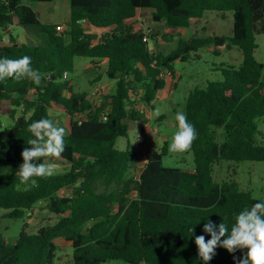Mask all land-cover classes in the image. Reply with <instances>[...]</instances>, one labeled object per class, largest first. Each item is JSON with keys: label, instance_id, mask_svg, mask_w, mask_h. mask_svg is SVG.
Returning <instances> with one entry per match:
<instances>
[{"label": "trees", "instance_id": "obj_1", "mask_svg": "<svg viewBox=\"0 0 264 264\" xmlns=\"http://www.w3.org/2000/svg\"><path fill=\"white\" fill-rule=\"evenodd\" d=\"M68 1L69 19L59 29L40 23L22 0H0V30L16 24L26 40L10 31L7 41L0 35V57L27 55L41 75L39 85L27 78L0 82V115L13 120L7 136L0 134V208L4 217L29 218L44 202L47 211L61 215L35 232L22 229L14 242L0 235V264H56L57 239L72 247L71 260L63 264H204L195 238L204 234L206 219L231 227L241 210L261 201L236 180L217 182L212 173L221 160L264 161V144L258 142L264 64L254 56L256 34L264 33V0ZM144 8L152 10L153 22L173 29H187L206 11L221 16L232 11V34L179 38L169 52H155L143 40L146 32L127 23ZM83 21L100 32L87 30ZM210 45L216 54L218 47H237L241 63L221 68L220 79L195 86L185 98L184 113L198 132L190 148L193 166L164 167V145L145 153L137 173L135 151L117 149L116 139L126 136L128 121L141 117L138 105L150 106L166 76L174 78L173 62L188 61L192 52ZM76 57L107 60L110 86L96 103L65 77ZM48 108L69 117L65 151L59 159L47 158L56 165L53 176L21 185L17 170L32 138L28 125L50 119ZM246 251L217 248L208 264H234L233 256Z\"/></svg>", "mask_w": 264, "mask_h": 264}, {"label": "rangeland", "instance_id": "obj_2", "mask_svg": "<svg viewBox=\"0 0 264 264\" xmlns=\"http://www.w3.org/2000/svg\"><path fill=\"white\" fill-rule=\"evenodd\" d=\"M35 13H37L40 23H54L64 25L69 19L70 7L68 0H51L38 2L32 0H22ZM149 19L147 23L145 21ZM137 29H143L149 35L148 46L152 51L167 53L175 48L179 38L190 39L192 37H204L207 35L230 36L232 34L233 16L232 11L224 12L221 16L217 11H206L204 16L191 22L187 29H173L167 27L163 22H153L150 12L146 11L135 18ZM12 35L23 34L22 28L14 24L10 30ZM9 31L0 30L1 37L7 41ZM152 35V36H150ZM257 44L254 50L255 59L264 64V33L256 34ZM218 53H214V46H206L191 53L188 61L173 62L174 78L167 75V84L162 91L156 93L150 106L145 107L141 117L133 122L128 121L126 136L118 137L115 146L119 150L129 149L137 152L140 144L138 139L144 135V149L161 150L165 145V154L162 156L164 167H178L189 169L193 166V155L191 150L172 153L169 151L171 137L177 130L175 114L178 111L184 112L185 98L190 90L195 86H203L208 80H218L221 78L220 69L228 66L238 67L241 63V52L237 47L231 49L217 48ZM77 63L79 65L77 66ZM89 63V58L74 59L75 69L65 77L76 91H92L91 79L84 72L82 65ZM106 80L105 75L101 77ZM264 81V69L261 74ZM94 83V82H93ZM96 83V82H95ZM105 90V87L102 89ZM102 91V92H103ZM56 109V108H54ZM157 110L159 115H157ZM20 108L17 115L20 113ZM48 115L58 126L66 129L69 117L57 110L48 108ZM144 120V123L140 120ZM13 120L5 115H0V134L3 138L7 136L8 130ZM147 126V127H146ZM258 128L261 130V137L258 142L264 144V122L258 121ZM219 138V137H218ZM220 140V139H218ZM136 162V159H135ZM141 161H138V165ZM137 166V162L135 164ZM212 176L215 181L236 180L243 190L250 191L252 196L264 201V161H241L232 162L221 160L213 164ZM69 190V189H68ZM67 190V192H68ZM5 210L0 208V235L8 242H14L20 231L25 229L28 232H35L40 227L53 224L61 215H56L47 211L44 202H41L34 209V213L29 218H9L4 217ZM57 252L55 263L63 264L71 260L72 247L70 242L64 239L55 240ZM105 264H129L120 260H110ZM142 264V263H140Z\"/></svg>", "mask_w": 264, "mask_h": 264}, {"label": "clouds", "instance_id": "obj_3", "mask_svg": "<svg viewBox=\"0 0 264 264\" xmlns=\"http://www.w3.org/2000/svg\"><path fill=\"white\" fill-rule=\"evenodd\" d=\"M8 78L17 81L27 78L36 85L41 83V75L32 67L31 57L27 55L18 59L0 57V82ZM156 114L159 115L158 110ZM175 120L177 130L171 137L169 151H188L198 138V132L184 112H176ZM28 132L32 138L28 139V146L21 153L23 162L17 173L21 185L34 186L37 183L35 178H47L55 174L56 165L47 158L59 159L64 153L66 129L51 119L42 118L30 123ZM189 231L194 234V227ZM202 231L204 234L196 236L195 244L204 264L213 260L217 248L226 249L230 254L246 249L242 257L233 256L234 264H264V201L241 210L231 227L223 222L216 224L206 219ZM205 236H210V239L206 241Z\"/></svg>", "mask_w": 264, "mask_h": 264}, {"label": "crops", "instance_id": "obj_4", "mask_svg": "<svg viewBox=\"0 0 264 264\" xmlns=\"http://www.w3.org/2000/svg\"><path fill=\"white\" fill-rule=\"evenodd\" d=\"M146 11H148V12H150V15H151V9H137V11H136V13H135V15L131 18V19H129L128 20V22L127 23H129L132 27H133V29L134 30H140V29H137V28H135V26H136V22H135V18L136 17H139V15L141 14V13H143V12H146ZM152 20V19H151ZM198 20V19H197ZM148 21H150L149 19H147L146 21H145V23H147ZM192 21H194V20H192ZM191 21V22H192ZM195 21H196V19H195ZM157 23H159V22H157ZM84 25H85V28L87 29V30H89V31H96V32H100V30H98V29H95V28H93V27H91V26H88L87 24H85V23H83ZM191 24V23H190ZM6 31H8V30H6ZM19 36V35H18ZM82 59V58H81ZM106 59H103V60H99V61H92V60H90L89 59V63H86V64H84V65H82V67H83V69L85 70L84 72H86L88 75H89V77H93V76H95L96 74V76L93 78V79H95L96 77H100L98 80H96V81H94L93 79H91V84L93 85L92 87V91H86V93H87V99L90 101V102H92V103H96L97 101H99V99H100V94L101 93H105V90L103 91L102 89L105 87V89H108L109 87H108V85L110 86V82H109V80L106 78V80H104V81H102V79H101V77H102V75L105 73V69H106ZM79 65V63H77V66ZM75 66H76V64L74 65V69H75ZM105 75V74H104ZM106 77V76H105ZM167 78H166V84H167ZM94 82V83H93ZM96 82V83H95ZM70 84H71V82H70ZM73 83L71 84V86L73 87ZM165 88V87H164ZM163 88V89H164ZM163 89H161V90H159V91H162ZM73 90H74V88H73ZM76 91V90H75ZM79 91V90H78ZM103 91V92H102ZM158 91V92H159ZM85 92V91H84ZM157 92V93H158ZM139 106V108L141 107L140 105H138ZM145 107H147V106H144V109H142V110H140L142 113L145 111ZM52 110H57V109H54V108H52ZM60 111V110H59ZM81 116L83 115L82 113L80 114ZM136 121V120H135ZM129 122H133V120H130ZM141 122H143L144 123V120H140V123ZM68 123H69V120H68ZM145 124L146 123H144L143 125L145 126ZM147 127V126H146ZM67 130H68V124H67ZM145 142V140H144V135H141L140 136V138L138 139V143L140 144V146H139V150L137 151V152H135L136 153V162H137V173H139L141 170H142V167H143V164H144V161H145V153L146 152H148V151H146L145 149H144V143ZM138 161H141L140 162V164L138 165ZM136 162H135V164H136Z\"/></svg>", "mask_w": 264, "mask_h": 264}, {"label": "built area", "instance_id": "obj_5", "mask_svg": "<svg viewBox=\"0 0 264 264\" xmlns=\"http://www.w3.org/2000/svg\"><path fill=\"white\" fill-rule=\"evenodd\" d=\"M83 23H84V21H83ZM62 28H63V26L61 25V26L59 27V29H62ZM146 31H147V30H146ZM146 31H145V32H146ZM148 37H149V35H148V33L146 32L145 35H144V37H143V40H144V41L148 40ZM160 75L162 76V74H160ZM140 109H141V110L144 109V106L141 105ZM76 119H77L78 121H81L82 116H81V115H80V116H77ZM103 119H104V117H103Z\"/></svg>", "mask_w": 264, "mask_h": 264}, {"label": "water", "instance_id": "obj_6", "mask_svg": "<svg viewBox=\"0 0 264 264\" xmlns=\"http://www.w3.org/2000/svg\"><path fill=\"white\" fill-rule=\"evenodd\" d=\"M8 31H9V29H7ZM20 36V40H21V42L22 43H25V36H24V34H21V35H19Z\"/></svg>", "mask_w": 264, "mask_h": 264}]
</instances>
